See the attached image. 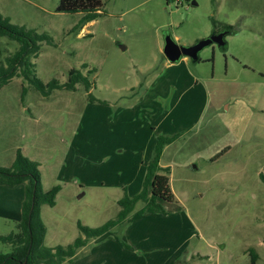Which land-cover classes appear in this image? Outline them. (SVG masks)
I'll use <instances>...</instances> for the list:
<instances>
[{"label":"rangeland","instance_id":"rangeland-1","mask_svg":"<svg viewBox=\"0 0 264 264\" xmlns=\"http://www.w3.org/2000/svg\"><path fill=\"white\" fill-rule=\"evenodd\" d=\"M101 1L75 28L82 14L56 12L59 0H0L11 24L48 35L32 60L43 84H64L71 69L92 84L43 97L14 77L0 89V167L20 151L38 163L43 191L59 187L41 207L43 245L65 248L78 224L115 220L167 136L160 165L174 200H157L164 214L131 213L63 264H264V0ZM227 26L225 50L166 62L165 33L189 46ZM17 49L0 37V66ZM19 215L18 188L0 186V236L17 232Z\"/></svg>","mask_w":264,"mask_h":264},{"label":"trees","instance_id":"trees-1","mask_svg":"<svg viewBox=\"0 0 264 264\" xmlns=\"http://www.w3.org/2000/svg\"><path fill=\"white\" fill-rule=\"evenodd\" d=\"M101 0H59L56 12L67 14H82L75 28H81L94 21L100 14ZM234 33V32H233ZM0 37L17 42L18 49L5 59L0 66V89L14 77H20L33 86L43 97H47L53 90L65 89L75 91L76 86H84L86 91L92 87L88 77L81 71L71 69L67 81L60 84L52 80L43 84L36 76L34 60L39 53L40 44L49 41L47 34H38L34 30L26 29L10 23L8 18L0 14ZM226 48V47H225ZM225 50V49H224ZM85 68V65H82ZM27 93V88L21 89V100ZM93 100V99H91ZM174 137L158 136L154 145V153L146 164L144 179L138 193L129 197L126 193L119 200V212L115 220L108 221L98 228H88L78 224L81 236L73 244L63 248H49L43 245L45 226L41 220V207H53L59 187L54 186L43 191L38 163L16 152L15 159L9 168L0 167V186L23 188L21 202V216L16 223V233L0 236V242L9 244V253H0V264H63L70 262L76 251L84 247L89 239L101 237L121 225L131 214H164V210L157 200L172 202L174 196L169 186L168 168L160 166V158L165 146L171 144ZM137 203L143 207L134 212Z\"/></svg>","mask_w":264,"mask_h":264},{"label":"water","instance_id":"water-1","mask_svg":"<svg viewBox=\"0 0 264 264\" xmlns=\"http://www.w3.org/2000/svg\"><path fill=\"white\" fill-rule=\"evenodd\" d=\"M227 32L211 33L209 36L198 40L196 43L189 46L178 45L170 33H165L163 36L162 54L170 64L179 62L182 57L190 59L192 63L199 61V53L211 45H216L219 49L224 50L226 47ZM122 50L125 47L120 46Z\"/></svg>","mask_w":264,"mask_h":264},{"label":"crops","instance_id":"crops-1","mask_svg":"<svg viewBox=\"0 0 264 264\" xmlns=\"http://www.w3.org/2000/svg\"><path fill=\"white\" fill-rule=\"evenodd\" d=\"M165 60H166V58H165ZM181 60V59H180ZM179 60V61H180ZM185 62H186V60H187V58H184L183 59ZM166 62H168L167 60H166ZM169 63V62H168ZM170 64V63H169ZM161 159V158H160ZM160 164V163H159ZM161 166V165H160ZM162 168H163V166H161ZM145 173V172H144ZM9 188H18V192H19V202H20V215L18 216V219L17 220H15V221H19V219H20V216H21V202H22V200H23V188L21 187V186H16V187H9ZM104 236V235H103Z\"/></svg>","mask_w":264,"mask_h":264},{"label":"flooded vegetation","instance_id":"flooded-vegetation-1","mask_svg":"<svg viewBox=\"0 0 264 264\" xmlns=\"http://www.w3.org/2000/svg\"><path fill=\"white\" fill-rule=\"evenodd\" d=\"M221 32H227L228 33V35H230V34H233V30H232V27L231 26H227L223 31H221ZM220 33V32H219Z\"/></svg>","mask_w":264,"mask_h":264}]
</instances>
